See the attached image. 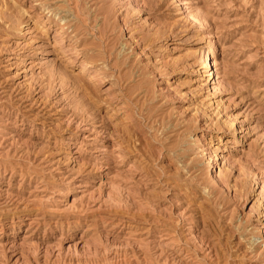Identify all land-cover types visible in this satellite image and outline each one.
I'll use <instances>...</instances> for the list:
<instances>
[{
	"label": "rangeland",
	"instance_id": "obj_1",
	"mask_svg": "<svg viewBox=\"0 0 264 264\" xmlns=\"http://www.w3.org/2000/svg\"><path fill=\"white\" fill-rule=\"evenodd\" d=\"M0 264H264V0H0Z\"/></svg>",
	"mask_w": 264,
	"mask_h": 264
},
{
	"label": "bare ground",
	"instance_id": "obj_2",
	"mask_svg": "<svg viewBox=\"0 0 264 264\" xmlns=\"http://www.w3.org/2000/svg\"><path fill=\"white\" fill-rule=\"evenodd\" d=\"M24 16V15H23ZM208 35L206 36V38H209V39H211V38H214V36L211 34V33H207ZM217 49H218V43L215 41V39L214 40H211V43H210V45H209V47L208 48H206V49H203V50H201V51H199V55H202V54H207V60H206V65L205 66H202L201 68H203L204 70H203V72H204V76H208V74L206 75V72L207 73H209V72H211L210 74L211 75H214L213 77L215 78L216 77V75H215V72L214 71H211L212 69H214L215 67H216V64H215V62H214V56H215V54H216V51H217ZM213 57V58H212ZM86 67V66H85ZM233 131H234V135L235 136H239L238 135V132H241L240 131V128L239 127H237V126H235V125H233ZM222 133H223V131H222ZM198 138L199 137H196V135L193 137V141H196V140H198ZM177 146V145H176ZM237 146V142L236 141H234L233 142V147L235 148ZM215 150L216 151H219V150H222V147H220V146H216L215 147ZM216 157H218V154H216ZM216 161H217V158H216ZM220 173H219V169L218 168H216L215 169V171H214V174H213V177H215V176H217V175H219Z\"/></svg>",
	"mask_w": 264,
	"mask_h": 264
}]
</instances>
